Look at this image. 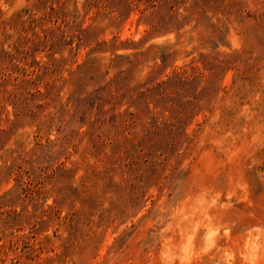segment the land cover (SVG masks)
<instances>
[{"label": "rangeland", "instance_id": "obj_1", "mask_svg": "<svg viewBox=\"0 0 264 264\" xmlns=\"http://www.w3.org/2000/svg\"><path fill=\"white\" fill-rule=\"evenodd\" d=\"M0 264H264V0H0Z\"/></svg>", "mask_w": 264, "mask_h": 264}]
</instances>
